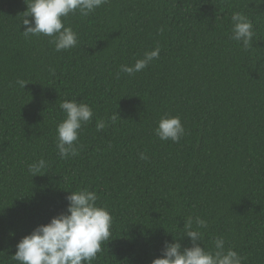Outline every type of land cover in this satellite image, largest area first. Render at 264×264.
<instances>
[{"label":"trees","instance_id":"trees-1","mask_svg":"<svg viewBox=\"0 0 264 264\" xmlns=\"http://www.w3.org/2000/svg\"><path fill=\"white\" fill-rule=\"evenodd\" d=\"M26 7L0 0V264H16L18 241L84 187L113 217L93 264H151L188 216L207 221L205 246L223 236L246 264H264V4L108 0L69 15L79 44L59 52L47 36L22 34ZM234 12L253 22L247 50L230 39ZM156 46L159 57L141 72L120 71ZM73 99L94 116L77 155L63 159L59 105ZM166 115L186 129L178 142L155 134ZM39 158L49 167L31 176Z\"/></svg>","mask_w":264,"mask_h":264},{"label":"clouds","instance_id":"clouds-1","mask_svg":"<svg viewBox=\"0 0 264 264\" xmlns=\"http://www.w3.org/2000/svg\"><path fill=\"white\" fill-rule=\"evenodd\" d=\"M108 0H25L26 10L20 17L23 24L22 34L25 37L47 36L54 50L59 52L75 48L79 44L78 33L65 25L70 14L77 12L88 16L102 7ZM258 7L264 0H254ZM232 28L230 39L241 43L247 50L255 35L253 22L242 12L231 16ZM160 47L146 51L142 58L132 65H121L120 71L129 76L141 72L149 63L160 55ZM54 71V70H52ZM17 84L25 88V81ZM64 119L58 123L56 147L61 158L67 159L77 155V141L83 126L90 123L94 112L92 107L77 100H64L59 105ZM120 117L118 112L107 119L115 123ZM121 118V117H120ZM106 127L105 120L96 123L98 131ZM155 134L162 141L178 142L186 129L179 116H162L155 129ZM147 160L145 153L140 154ZM49 167L48 161L39 158L28 165L31 176L43 175ZM69 191L66 211L51 217L50 221L37 225L29 234L24 235L16 244V251L11 255L16 264H93L97 254L102 252L104 242L110 241L113 217L106 205L98 203V194L87 187ZM207 221L199 216H188L184 219L179 231H167L172 240H165L162 254L151 261V264H246L247 258L233 247L226 246L223 236L213 239L212 247L203 243L201 229L207 228ZM184 237L189 238V245L182 244ZM203 244V246H201Z\"/></svg>","mask_w":264,"mask_h":264}]
</instances>
